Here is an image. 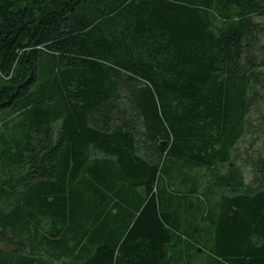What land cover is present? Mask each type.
<instances>
[{
    "label": "trees",
    "instance_id": "obj_1",
    "mask_svg": "<svg viewBox=\"0 0 264 264\" xmlns=\"http://www.w3.org/2000/svg\"><path fill=\"white\" fill-rule=\"evenodd\" d=\"M264 0H0V264H264Z\"/></svg>",
    "mask_w": 264,
    "mask_h": 264
},
{
    "label": "rangeland",
    "instance_id": "obj_2",
    "mask_svg": "<svg viewBox=\"0 0 264 264\" xmlns=\"http://www.w3.org/2000/svg\"><path fill=\"white\" fill-rule=\"evenodd\" d=\"M262 21H264V19H263ZM0 248H1L2 250L6 251V252H10L11 250H13L12 247H10V246H8V245H6V244H0Z\"/></svg>",
    "mask_w": 264,
    "mask_h": 264
}]
</instances>
